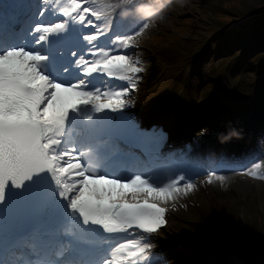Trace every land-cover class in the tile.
<instances>
[{
    "label": "snow or ice",
    "instance_id": "1",
    "mask_svg": "<svg viewBox=\"0 0 264 264\" xmlns=\"http://www.w3.org/2000/svg\"><path fill=\"white\" fill-rule=\"evenodd\" d=\"M85 3L88 0H68L69 6L62 8L60 15L75 17L80 23L92 27L94 31L85 39H102V30L88 19L94 15L91 8L84 6ZM43 11L46 9L42 10V14ZM63 28V23L37 24L34 30L42 33L40 40H44L48 33ZM129 49L134 48L117 44L114 48L103 49L105 56L98 65L101 70L97 72L101 74L100 85L106 78L109 82H125L127 86L106 92L101 86L93 85V95L100 96L99 101H93L97 111L117 110L130 103L128 97L137 87L135 81L143 68L139 60L133 59L127 51H121ZM99 51L97 49V53ZM125 56H130V64L123 59ZM44 59V56L24 48L0 54V105L5 116L0 122V193L7 181L19 184L34 172L50 168L63 189L61 195L70 201V207L78 211L85 222L102 225L109 233L132 234L125 235L122 242L118 240L110 264H138L146 247H141L138 240L132 239L133 234L142 232L141 228L158 231L165 226L167 210L161 221L159 209L177 196L187 194L195 185L191 181L187 185L181 184L183 178H180L157 191L141 176L122 180L96 175L85 165L79 153L61 151L59 145L63 141L53 139L50 131H62L69 110L76 109L88 96L71 91L73 87L83 89V83L50 81L38 69ZM79 63L83 65L84 61ZM92 71L88 68L83 75ZM24 113L28 114L27 117ZM249 175L255 177L258 174L253 171ZM214 176L225 180L223 176L212 174L208 176V182H212Z\"/></svg>",
    "mask_w": 264,
    "mask_h": 264
},
{
    "label": "rangeland",
    "instance_id": "2",
    "mask_svg": "<svg viewBox=\"0 0 264 264\" xmlns=\"http://www.w3.org/2000/svg\"><path fill=\"white\" fill-rule=\"evenodd\" d=\"M232 1L185 0L183 6L175 2L171 8L164 11L160 19L145 23L147 29L144 31L148 33L147 36L142 31L138 33V40L144 41L150 48L154 47L146 40L156 42L155 44L161 48L169 46L180 51L173 58L174 62L170 69H162L161 74H155L150 87L146 82L145 87H148V90L140 99L149 101L160 92L163 104L177 102L178 119L181 123L190 122L188 126L191 134L199 138L218 136L217 140L212 141V145L226 144L225 138L232 134L234 129L242 131L246 129L247 124L257 118L260 119V104L264 102V90H261V87H264V67L261 66V70L251 68L249 61L254 53L249 52L242 64L227 62L221 56L225 51L223 46L240 54L245 50V40L237 38L241 35V30L234 31L233 28L238 25L240 29L241 24L247 23L250 17L244 19V16L261 13L264 2ZM218 5L224 7L223 9L220 6V11L225 17L214 14L213 16L223 23L229 22L227 25L217 22L213 16L208 19V16L219 8ZM237 7L242 13L236 11ZM231 9L233 11H230ZM164 22L167 25H162ZM203 25L210 26L209 30H213V37H210L208 31L202 30ZM170 33L177 35L171 42H159L155 38L161 36L170 39ZM165 53L167 51L163 54ZM137 55L143 68L139 78L145 79L146 75L151 74V69L148 68L150 61L147 59L146 66L145 54L144 57L141 53ZM160 59L163 61V56ZM205 191L210 192L208 189ZM195 192L197 190L193 188L183 195L181 201L191 198ZM203 192L198 193L200 198L193 203L203 204L206 213L196 215L189 212L184 213V216L188 217L190 214L189 219H196L199 227L220 237L226 244L230 243L223 238L220 230L223 227L235 229L236 241L231 246L237 248H231L230 253L222 254L223 257L229 256L239 261L263 256L264 252L255 255L251 252L257 247L260 251L264 250V185L260 189L252 187L250 193L239 191L234 184L229 188L212 190L215 200L211 205L205 203ZM180 226L187 232V234L179 232L180 236L192 239L189 234L195 227L185 224ZM180 250L189 249L182 247ZM172 255L164 264H187L185 257L174 253Z\"/></svg>",
    "mask_w": 264,
    "mask_h": 264
},
{
    "label": "bare ground",
    "instance_id": "3",
    "mask_svg": "<svg viewBox=\"0 0 264 264\" xmlns=\"http://www.w3.org/2000/svg\"><path fill=\"white\" fill-rule=\"evenodd\" d=\"M13 33H15V32H12L11 34H13ZM0 47H2V45H0ZM0 49H2V48H0ZM77 82H80V81H77ZM77 82H73V83H77ZM71 91L78 92V90H76V89H74V90L71 89ZM82 94L87 95L88 96V99L91 97V94L90 95L87 94V93H82ZM88 99H82V102H84V101H86ZM161 103H162L161 102V99L160 98H157L154 101L153 106H156V105L161 104ZM169 111H175V106L174 105H170L164 112H161L159 114V117L165 123L168 124L169 131L171 133H173L174 135H176L178 133V131H177L178 130V127L176 126V123H169V120L170 121H173V119H174L173 116H172L173 114L172 113H169ZM255 159H258V158H255ZM258 163H261V161L260 160L254 161L252 164H250V166L253 165V164H258ZM234 180H235V185L237 187H239L241 190L245 191V192H247V191L244 190V189L246 187L247 188L248 187H251V184H252V182L249 179H247L245 176L242 179L235 178ZM180 208L181 207L180 206H177V205H173L172 206V210L173 211H180ZM173 223H174V221L173 220H170V218H169V221H167L166 227L159 230V234H163L166 237V238H164L162 240L164 243L178 244V243L181 242L180 239L177 236H175L172 231H170V229H174L175 228V226L173 225ZM166 229L168 230V232H166ZM262 260H264V259H257V260L255 259V260H251V261H248V262H244L242 264H257V263L261 262Z\"/></svg>",
    "mask_w": 264,
    "mask_h": 264
},
{
    "label": "clouds",
    "instance_id": "4",
    "mask_svg": "<svg viewBox=\"0 0 264 264\" xmlns=\"http://www.w3.org/2000/svg\"><path fill=\"white\" fill-rule=\"evenodd\" d=\"M159 7L158 8H141L139 13L141 16L148 18L149 21H155L160 19L164 14V3L162 0H157ZM170 2V0H168ZM176 4L183 6L185 0H175Z\"/></svg>",
    "mask_w": 264,
    "mask_h": 264
},
{
    "label": "trees",
    "instance_id": "5",
    "mask_svg": "<svg viewBox=\"0 0 264 264\" xmlns=\"http://www.w3.org/2000/svg\"><path fill=\"white\" fill-rule=\"evenodd\" d=\"M259 20L262 21V23L264 22V12H263V14H262L261 16H259ZM259 20H258V21H259ZM256 22H257V21H256ZM259 23H260V22H259ZM254 38H255L256 40H258V41H264V30H263L262 28H260V29L256 32ZM255 48H256V49H261V47H258V46H256ZM256 54H259V53H256Z\"/></svg>",
    "mask_w": 264,
    "mask_h": 264
}]
</instances>
